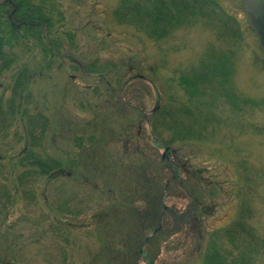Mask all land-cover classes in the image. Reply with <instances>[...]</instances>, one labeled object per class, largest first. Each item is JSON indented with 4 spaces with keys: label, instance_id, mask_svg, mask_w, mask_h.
<instances>
[{
    "label": "rangeland",
    "instance_id": "obj_1",
    "mask_svg": "<svg viewBox=\"0 0 264 264\" xmlns=\"http://www.w3.org/2000/svg\"><path fill=\"white\" fill-rule=\"evenodd\" d=\"M30 1L48 18L49 26H40L43 39L19 33L17 42L3 40L10 41L11 58L0 73V191L9 200L17 189L19 199L11 197L7 220L0 209L1 259L103 264L97 255L111 229L100 222L122 193L144 209L145 190L132 183L144 168L150 185L163 189L161 235L143 248L152 264H202L211 239L232 249L224 232L244 200L262 247L255 264H264V60L243 0H219L233 23L194 22L160 41L114 16L121 0ZM9 14L0 19L3 28ZM24 68L33 73L30 86L16 90ZM182 78L191 81L189 91ZM157 91L163 103L170 94L190 97L224 125H214L204 143L168 152L154 143L146 123ZM112 105L130 110L132 122L114 118ZM36 107L43 117H32ZM105 117L110 125L102 124ZM33 119L38 124L31 131ZM27 153H37L42 165L61 162L58 176L51 181L34 173L36 166L23 163ZM171 163L179 177L166 168ZM193 201L191 227L176 229L169 212L185 215ZM10 239L15 247H8Z\"/></svg>",
    "mask_w": 264,
    "mask_h": 264
},
{
    "label": "trees",
    "instance_id": "obj_2",
    "mask_svg": "<svg viewBox=\"0 0 264 264\" xmlns=\"http://www.w3.org/2000/svg\"><path fill=\"white\" fill-rule=\"evenodd\" d=\"M13 1L16 2L18 8L15 11L14 20L7 27L4 26V23H2L4 28L0 26V73L10 68L7 58H11V53L5 50L6 45L10 44V41L17 42L19 33L24 34L25 36L23 37L31 36L39 40L43 39V37L41 38L42 32L40 26H49L48 18L41 7L33 5L30 0ZM114 16L120 21L126 22L124 24H128L135 31L148 34L154 41L169 38V34L174 30L181 29L194 22L211 23L219 19L225 20V23L235 22V19L231 15L221 9L219 0H121L118 8L114 11ZM0 19H2L1 15ZM5 37L10 41L6 40L4 42ZM10 47L12 48L13 45ZM48 58L50 57L48 56ZM27 71L24 68L21 79L16 81V90L17 87H21L22 91H25L30 86L29 80H31L33 73L27 76ZM104 78L103 75L100 76L101 81ZM135 78L139 77L135 75L132 77V80ZM188 81L189 79L183 78L181 80L183 86L189 91L188 84H191V81ZM105 84L110 88V83ZM157 100V105L147 117L146 123L151 128L154 143L161 148H165L168 152L171 150L175 151L178 146L190 147L196 143H204L208 140L209 134L214 132L215 129H212L214 125H224L221 120L215 117V113H210L206 109L203 111L201 107L193 103L194 101L192 102L190 97L183 100L178 95L170 94L163 103L160 93L157 91ZM110 109L112 116L122 121L125 126L132 122L130 120L132 116L130 110L118 109V106L114 105L110 106ZM19 112L21 113L20 109ZM35 113L37 114L32 117H43V113L39 111V108ZM22 115L28 117L29 112L24 108ZM108 117L102 119L103 125L107 126L112 123ZM42 122L43 126L44 121ZM30 123L32 131L36 128L38 121L33 119ZM90 139L92 142L95 141L94 138ZM26 155V157L24 156L23 163L36 166L38 170L34 173L40 176L48 177L52 181L54 176H58L61 171V162L51 160L49 163H45L46 165H42L40 156L37 153H27ZM110 158L113 159L110 162L113 167L116 169L120 168L118 158L117 160H114V157ZM164 166L166 167V165ZM172 166L171 163L166 168L173 170ZM145 171L146 169L144 168L140 169L139 173L141 176L137 175L132 181L136 187L142 184L141 190H145L144 209L138 210L132 204L125 202L126 196L122 193L118 202L111 205L113 208L109 209V214L107 212L106 219L104 217V220L100 222L101 225L104 224V227L111 229V233L105 232L103 234L101 238V251L97 255L103 264H137V260L142 257L149 264L153 263V260L150 261L148 259L149 256L143 248L155 244V240L159 239L161 235L163 221L160 206L163 189L159 184L156 187L150 185V181L145 176ZM174 171L176 177H179L181 171L176 169ZM173 179L175 180V178ZM143 184L145 187H143ZM2 191H0V209L4 215L3 220H7L11 217L9 209L14 204L11 197L14 198V201H17L19 199V192L17 189H14V192L9 194L10 199L8 200V195ZM211 194L214 196L215 192L212 190ZM108 195L110 196V194ZM51 202L49 199H46L47 208L49 204L51 205ZM194 205L196 203L193 201V206L187 210L188 213L186 212L185 215L169 212L168 218L176 229H181L183 225L191 227V221L195 218ZM239 209L240 214L238 219L224 232L228 241L233 244V248L219 247L211 239V243L208 244L207 250L202 257V264H255L257 255L262 247L254 241V229L250 226L249 222L251 212L245 206V200ZM107 218L108 221L106 222ZM143 232L150 233L151 235L145 237ZM9 244V248L16 246L14 239H10ZM9 248L7 251L10 250ZM7 256L4 259L0 257V263L14 264L13 262L11 263L12 260Z\"/></svg>",
    "mask_w": 264,
    "mask_h": 264
},
{
    "label": "water",
    "instance_id": "obj_3",
    "mask_svg": "<svg viewBox=\"0 0 264 264\" xmlns=\"http://www.w3.org/2000/svg\"><path fill=\"white\" fill-rule=\"evenodd\" d=\"M243 2L248 25L256 35L264 60V0H243Z\"/></svg>",
    "mask_w": 264,
    "mask_h": 264
},
{
    "label": "flooded vegetation",
    "instance_id": "obj_4",
    "mask_svg": "<svg viewBox=\"0 0 264 264\" xmlns=\"http://www.w3.org/2000/svg\"><path fill=\"white\" fill-rule=\"evenodd\" d=\"M17 9L18 8H17V4L15 1H13V0H0V11L2 12L1 16H5L3 14L10 12L9 17H8L10 22H12L14 20L15 13H16L15 11Z\"/></svg>",
    "mask_w": 264,
    "mask_h": 264
}]
</instances>
